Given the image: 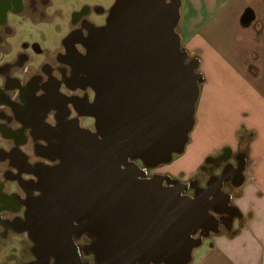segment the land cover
Returning <instances> with one entry per match:
<instances>
[{
    "label": "water",
    "instance_id": "water-1",
    "mask_svg": "<svg viewBox=\"0 0 264 264\" xmlns=\"http://www.w3.org/2000/svg\"><path fill=\"white\" fill-rule=\"evenodd\" d=\"M179 4L115 0L105 23L86 39L82 81L94 97L84 113L94 119V130L85 128L79 142L63 148L54 169L62 189L55 200L47 195L42 202L46 219L49 206L58 205L62 224H45L38 235L32 223L26 227L42 255L24 264H50L52 257V264H188L201 241L191 234L213 224L211 211L217 210L204 187L182 195L184 182L174 179L170 186L162 175L141 176L183 152L194 125L201 75L176 32ZM19 5L0 0V23ZM72 232L92 238V263L61 253Z\"/></svg>",
    "mask_w": 264,
    "mask_h": 264
},
{
    "label": "flooded vegetation",
    "instance_id": "flooded-vegetation-1",
    "mask_svg": "<svg viewBox=\"0 0 264 264\" xmlns=\"http://www.w3.org/2000/svg\"><path fill=\"white\" fill-rule=\"evenodd\" d=\"M46 3V0H20L19 8L8 9L0 23V235L6 236L9 231L26 235L30 258L17 264L38 261L42 255L40 244L28 235V225L30 228L32 223L33 232L38 235L45 224H62L61 220H56L58 205L49 206L51 218L46 219L42 202L47 195L55 200V191L62 189L61 173L54 169L62 162L63 148L79 142L77 139L85 128L94 130V119L84 113V105L93 100L94 92L83 84L84 71L80 64L87 52L86 39L97 27L87 19L92 8L83 6L80 11L73 12L70 26L61 40V49L53 58L41 61L37 67L30 65L33 58L23 50L17 51L14 58H8L11 49L8 37L14 32L9 17L32 20L39 14L43 18L40 10ZM94 10L103 11L99 7ZM29 46L35 53H41L36 43ZM29 46L23 44L22 47ZM89 118L91 126L86 125ZM226 157L228 151L217 159H209L208 164L212 167ZM136 163L144 168L139 160ZM156 168L145 169L141 176L159 174L163 185H173L174 179L169 175L151 173ZM210 170H207L204 184H200L198 176L191 177L184 181L187 185L180 193L193 195L204 187L209 199L213 200V209L224 210L223 213L211 211L213 220H226L228 209L222 206L223 196L217 193V186L219 182L220 189L225 190L228 184V163L217 174ZM24 174L26 178L22 177ZM12 184L14 188H10ZM70 222L78 223L77 220ZM209 227L208 223L199 227L191 237L199 240L208 234ZM69 240L71 244H64L61 253L67 257L75 255L81 262H93V254L88 249L91 237L72 232ZM21 252L24 253L23 248ZM49 263H55L53 257Z\"/></svg>",
    "mask_w": 264,
    "mask_h": 264
},
{
    "label": "crops",
    "instance_id": "crops-1",
    "mask_svg": "<svg viewBox=\"0 0 264 264\" xmlns=\"http://www.w3.org/2000/svg\"><path fill=\"white\" fill-rule=\"evenodd\" d=\"M179 2L176 32L202 75L185 144L200 152L179 181L228 151V219L213 222L189 263L264 264V0Z\"/></svg>",
    "mask_w": 264,
    "mask_h": 264
},
{
    "label": "rangeland",
    "instance_id": "rangeland-1",
    "mask_svg": "<svg viewBox=\"0 0 264 264\" xmlns=\"http://www.w3.org/2000/svg\"><path fill=\"white\" fill-rule=\"evenodd\" d=\"M46 1L47 3L43 4L40 10L44 15L43 18H41L39 14L35 15L32 20L27 18L21 19L14 16L9 17V24L12 26L14 32L8 37L11 48L8 53V58H14L17 51L23 50L33 58V62L30 65L32 67H37L41 61L51 57L53 58L55 52L61 49V40L70 26L74 11H80L83 6L92 8V11L87 15V19L94 25L100 26V24L105 23L107 11L115 0ZM95 7L102 8L103 11L97 13L94 10ZM32 43L38 45L41 53L37 54L33 51L31 46H29ZM23 44L29 47L23 49ZM187 59L190 60L192 57L188 55ZM91 123V119H87L86 125L91 126ZM190 140L191 136L189 134L187 144ZM186 146L183 152L174 154L170 162L157 166L158 168L153 169L151 173H165L175 180H180L181 178L179 177L182 175V171L193 168L195 162L198 160V154L200 152L198 146L192 144H189L187 148ZM182 155L184 156L182 157ZM224 162L225 161H220L212 167L209 166L208 169L211 168L210 172L212 173H219ZM193 175L196 177L198 176L200 184H204L207 178V174L200 172V170H196ZM10 188H14V185L12 184ZM204 242H207L206 238H204ZM28 246L29 242L26 240V235L24 233L14 234L9 231L6 236L0 235V264H17L18 262L29 259L30 254L27 251ZM22 248L24 249V253L21 252ZM196 250V248L193 249L192 254L196 253Z\"/></svg>",
    "mask_w": 264,
    "mask_h": 264
},
{
    "label": "trees",
    "instance_id": "trees-1",
    "mask_svg": "<svg viewBox=\"0 0 264 264\" xmlns=\"http://www.w3.org/2000/svg\"><path fill=\"white\" fill-rule=\"evenodd\" d=\"M196 71H197L198 73H200V71H199V69H198V66H197V68H196ZM200 75H201V73H200ZM201 80H202V75H201Z\"/></svg>",
    "mask_w": 264,
    "mask_h": 264
}]
</instances>
